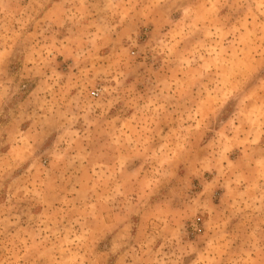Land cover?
I'll return each mask as SVG.
<instances>
[{"label":"rangeland","instance_id":"374dc122","mask_svg":"<svg viewBox=\"0 0 264 264\" xmlns=\"http://www.w3.org/2000/svg\"><path fill=\"white\" fill-rule=\"evenodd\" d=\"M60 4L61 0H44L48 14H56ZM125 5L126 10H120L124 15L114 18L122 21L120 27L100 54L110 57L121 47L135 54L124 81L126 91L106 115L97 108V122L92 125L83 118H66L65 109L44 91L42 71L30 74L24 68L29 45L63 41L70 29L75 30L72 24L67 20L63 26L37 23L41 7L34 0H12L7 14L0 15V37L5 33L19 37L0 64V166H10L0 176V220L18 218L19 224L8 227V232L27 229L46 211L45 201L58 207L60 201L73 200L83 187L76 207L93 214L98 231L88 242L87 252L77 251L75 244L68 245L69 251L63 253L68 264H132L142 244L153 252L161 249L162 221L157 217L169 214L183 224L182 239L188 246L203 240L209 222L220 225V264H264V211L243 204V211L233 208L234 200L219 179L223 175L221 161L226 167L241 168L238 176L247 178L250 174L244 163L249 155L246 145L229 143L232 133L227 129L233 125L240 128L242 114L251 120H264V42L249 36L253 28L248 10L240 7L238 0H132L130 7L125 0ZM100 7L98 0H89L90 16L83 23H106ZM259 20L264 21V17ZM157 38L161 46L152 51ZM132 42L136 46L130 48ZM71 64L66 54L55 55L50 67L67 74ZM107 86L98 80L93 87L102 90ZM76 96L73 88L68 98ZM147 116H151V122H146ZM110 124L115 129H138L144 151L114 153L107 148L113 139H120L119 133L110 135ZM30 142L34 149L32 163H15L12 157L18 154L17 145ZM259 146L264 147V137ZM114 157L118 158L119 175L93 171L95 164L111 169ZM251 160V169L255 170L251 174L258 177L264 171V160L259 154H253ZM161 170L168 179L154 181ZM176 183L197 204L202 202V208H192L193 215L186 219H180L185 215L186 199L170 198L168 186ZM239 187L241 192L247 190L245 183ZM41 190L44 200L38 198ZM145 192L149 194L143 195ZM123 213H128L124 217L128 221L124 229L128 244L123 255H113L109 251L114 244L112 221L120 220ZM74 218L70 213L62 224L77 233L67 238L87 242V233L77 231L82 226L72 224ZM253 236L258 243L256 250L250 251ZM5 239L0 236V240ZM163 251L174 249L164 247ZM202 259L191 253L179 264H201ZM36 264L49 262L42 259Z\"/></svg>","mask_w":264,"mask_h":264},{"label":"clouds","instance_id":"9594fccd","mask_svg":"<svg viewBox=\"0 0 264 264\" xmlns=\"http://www.w3.org/2000/svg\"><path fill=\"white\" fill-rule=\"evenodd\" d=\"M11 3L12 0H0V15L7 14ZM34 3L41 8L44 7V0H34ZM88 3L89 0H61V4L57 6L56 14H48L41 18L45 22L58 23L60 26H63L64 21L67 20L75 30L70 29L69 35L63 41L53 42L46 46L39 45V42L29 45L27 62L24 64V68L30 74L37 69L42 71L43 78L46 80L44 91L53 96V103L65 109L63 114L66 118H83L88 124L92 125L97 122V118L94 116L97 108H101V115H106L107 109L123 99L122 93L126 91L124 81L129 75V62L135 54L130 53L128 49L123 47H121L119 53H114L110 57L100 54L101 49L106 46V42L111 41L112 34L116 33L117 28L120 27L122 21H116L114 18L117 15H124L120 10H126L125 0H98L101 5L99 11L104 12L107 19V22L102 26L83 23L84 19L90 16ZM238 3L240 7L248 10L249 22L253 28L249 36L264 42V21L259 20L260 17H264V0H238ZM131 4L132 0H128L127 6L130 7ZM63 5H69V7ZM37 23H40V21H37ZM94 27L96 31L92 32L91 29ZM257 31L260 33L258 37L256 36ZM40 35H43V33L41 32ZM18 38L15 33L12 35L5 33L3 37H0V41H2L0 42V64L4 62L5 53L11 51ZM127 39L131 41V36H128ZM9 40L12 41V45L8 44ZM161 42L159 38L155 39L151 50L156 51L159 49ZM113 43H118V41ZM57 44H59L58 47ZM135 46L134 42L129 45L130 48ZM65 54L68 58H71L72 64L69 66L67 74L56 73L50 67L54 57L55 55ZM262 56H264V50H262ZM104 61H107V63ZM28 65H31V68ZM49 72H51V75H49ZM98 80L105 81L108 86L102 90H95L93 86ZM113 81H115V87L112 86ZM73 88L76 89L77 96L68 98V94ZM96 95L103 98L99 100L92 99ZM144 111L146 112V110ZM137 113L139 115L141 109L138 108ZM157 114L153 113V115ZM261 115L264 116V113H261ZM146 122H151V116L146 117ZM239 123L240 128L233 125L227 129L228 132L232 133L231 139L228 140V137H224V139L233 145H246L249 155L244 163L246 165L245 170L249 171L250 174L247 178L238 176L241 168L226 167L221 161L220 168L223 175L219 179L223 181V187L228 189L230 197L234 200L233 208L243 211L244 209L240 208V205L243 204L245 208L264 211V171H261L258 177L251 174L255 172L254 169H251L252 155L259 154L260 159L264 160V147L259 146L261 137H264V120H251L245 118L242 114ZM245 125H247V128H245ZM109 127L113 129L110 133L111 136L115 137L117 133L120 134L119 140L113 139L106 145L114 153L132 150L144 151L145 143L138 129L127 126L115 129L112 124ZM241 137L246 138L242 140ZM17 148L18 154L14 155L12 160L15 163H32L34 152L32 143L18 144ZM84 158L87 159V154ZM147 158L153 160L151 155H148ZM8 167L10 166H0V176L7 171ZM97 169L107 171L113 177L119 175L118 158L114 157L111 169L107 165L95 164L93 171L95 172ZM234 176L238 178L234 180ZM88 179H93V177H88ZM153 179L156 182H162L168 177L161 170ZM241 183L247 184V190L244 192L240 191L239 185ZM168 187L171 199L184 197L187 201L184 208L185 215L180 219H186L193 215L192 208H196L198 211L202 208V202L197 204L193 201L190 198L191 194H186L179 183L170 184ZM172 189H175V191H172ZM73 191L75 192L76 189L73 188ZM84 191L85 189L82 187L81 193ZM87 191L90 192L92 189H87ZM81 193H77L73 200L60 201L58 207L45 201L46 211L35 217L33 226L27 229L15 228L14 232H8V227H15L19 224L18 218L14 221L0 220V236L6 237L5 240H0V256H3L0 264H20V261H24V264H36V261L42 259L47 260L49 264H68L63 253L69 251L68 245L70 244H75L77 251L85 250L87 252L88 242L93 241V235L98 229L95 227L96 222L93 214L87 212L84 208L76 207V199L79 198ZM147 194L149 193H143V195ZM200 195L203 196L204 193ZM38 198L44 200L43 190H41ZM70 213L75 214L72 224L82 226L77 231L82 234L87 233V242L67 238V236H76L77 234L72 228L62 227L64 220ZM126 215L128 213H123L120 220L112 221L115 225L112 230L114 244L109 251L113 255H123L128 244V234L124 231L128 223L124 218ZM210 215H214V212ZM157 219L162 221L160 233L164 244L156 252H153L148 245L142 244L134 254L132 264H179L183 256L191 253H196L203 258L201 264H220L219 247L223 239L220 225L209 222L207 225L208 232L203 234V240H197L191 246H188L182 239L183 224L178 222L177 217L169 214L163 217L158 216ZM261 239H264V237H261ZM257 243L256 237L253 236L250 240V251L256 250ZM164 247H171L174 251L166 253L163 251ZM261 247H264V245H261ZM57 254H60L59 258H57ZM129 254L133 255L132 253ZM209 257H211V261ZM233 264H236V262H233Z\"/></svg>","mask_w":264,"mask_h":264},{"label":"crops","instance_id":"0c3cea01","mask_svg":"<svg viewBox=\"0 0 264 264\" xmlns=\"http://www.w3.org/2000/svg\"><path fill=\"white\" fill-rule=\"evenodd\" d=\"M48 5H46L44 8H41V12H40V19H39V21L42 23H44V21L41 19L42 17H44L45 15H48ZM41 29H42V26H41ZM42 32V31H41ZM42 36V35H41ZM42 38H43V36H42ZM43 40V39H42Z\"/></svg>","mask_w":264,"mask_h":264}]
</instances>
